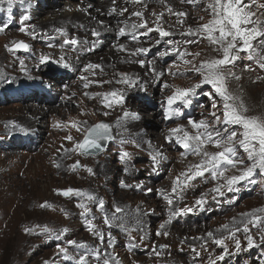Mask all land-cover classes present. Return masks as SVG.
I'll return each instance as SVG.
<instances>
[{
  "label": "rangeland",
  "instance_id": "1",
  "mask_svg": "<svg viewBox=\"0 0 264 264\" xmlns=\"http://www.w3.org/2000/svg\"><path fill=\"white\" fill-rule=\"evenodd\" d=\"M63 2L81 9L77 21L48 23L56 11L64 10V3L56 10L46 9L41 15L21 12L19 2L11 11L6 3L0 4V264H79L80 255L87 257L88 264H103L104 260L109 264H209L210 258L216 260L224 252L214 243V239L230 236L224 225L239 230L235 231V239H225L229 254L222 261L216 260V264H264V240H261L264 223H247L250 230L247 233L245 225L240 223L252 219L242 214L264 208V174L257 171L251 180L236 184V191L221 187L223 195L214 189L226 181L214 180L209 173L172 192L175 178L200 158L185 152L174 136L169 139V130L183 125L185 130L194 132L189 120L208 118L211 121L209 114L213 111L211 99L204 94L210 86L204 85L192 96L191 105L177 101L172 106L180 108L182 115L165 118L166 98L200 80L198 74L185 72L190 65H184L181 57L172 52V44L180 45L181 51L187 52L186 58L196 63L216 55L206 39L181 35L189 26L196 28L209 19L204 11L207 0L192 5L186 4V0H164L163 4L155 0L135 5L120 0ZM100 2L107 3L103 6L105 9L108 5L116 9L113 16L97 13L101 12L96 8L101 6ZM261 4L264 0H255L252 10L256 11ZM169 6L174 12L188 13L182 18L183 24L168 14ZM135 11H142L143 19L153 28L157 15L163 12L160 24L175 33L164 38L170 43L162 40L156 44L160 39L158 33L152 31L145 35L144 28L135 30L137 40L132 39L127 28V34L121 36L119 28L125 23H142L133 15ZM259 12H264V8ZM25 15L30 19L21 23ZM94 19L107 27V33H101ZM21 27L26 31L21 32ZM94 30L99 36L93 34ZM70 39L80 43L69 45L66 41ZM192 39L198 42L184 43ZM94 41L95 47L90 51ZM18 42L27 43L29 48L16 49ZM119 45L127 50H119ZM140 47L150 50L146 54H131ZM165 51L169 55L161 57L160 53ZM197 52L201 55L194 58L192 54ZM42 55L49 59L42 63ZM61 56L63 62H60ZM141 59L145 60L144 66L136 62ZM20 60L24 61V71ZM237 61L229 67L239 78H230L228 87L248 108L242 99L243 93L248 94L247 89L254 87L248 78L264 79V72L252 75L257 62L248 60L244 52ZM65 63L69 65L67 68ZM89 63L101 65L103 70L96 69L95 75L84 72ZM153 68L163 75H156ZM169 69L176 74H169ZM122 74H127L134 83H117ZM82 76L91 81L87 88ZM100 81L110 83H97ZM166 84L171 87H165ZM263 88L262 81L255 96ZM116 89L123 95L121 104L106 106L102 97L96 95ZM117 106L126 110L127 115L116 113ZM259 106L255 100L254 110L249 114L261 113ZM216 111L219 114V104ZM40 114L39 122L32 123ZM134 117L138 120L133 124L130 119ZM101 121L110 125L113 135L104 152L94 156L76 150L87 129ZM31 123L36 128L33 132L29 130ZM68 136L73 139L69 141ZM208 150L217 149L210 145ZM124 152L130 153V157L124 158ZM157 154L158 163L152 158ZM239 154L246 155L242 149ZM56 163L61 167L57 168ZM233 174L239 173L235 170L225 173L226 176ZM121 181L129 187H123ZM68 188L89 193L95 202L87 197L57 194V190ZM202 196L206 203L199 206L196 201ZM167 198L173 200L171 205ZM100 199L104 201L103 211L99 207ZM45 203L50 207H42ZM80 203L89 209L88 220L105 234L103 242L87 230L88 220L81 214L84 209L78 206ZM116 207L122 211L116 213ZM186 207L194 210L173 217L164 230L160 229L170 211ZM113 215L120 219L112 220ZM257 215L264 218V213ZM105 217L109 218L107 223ZM162 231L169 234H157ZM109 232L114 237L111 246L107 244ZM209 232L214 234L213 238L207 236ZM248 235L255 241L251 248L247 245ZM72 240L88 247L77 248L69 243ZM236 240L241 244L239 251ZM62 247L66 254L60 251ZM153 248H158L159 255L153 253Z\"/></svg>",
  "mask_w": 264,
  "mask_h": 264
},
{
  "label": "snow or ice",
  "instance_id": "2",
  "mask_svg": "<svg viewBox=\"0 0 264 264\" xmlns=\"http://www.w3.org/2000/svg\"><path fill=\"white\" fill-rule=\"evenodd\" d=\"M23 3L24 0H0V4L6 3L8 10L11 11L15 3ZM133 3H142V0H132ZM192 4H199L200 0H190ZM163 4L164 0H160ZM255 0H207L204 11L207 12L209 19L199 24L196 28L189 26L186 32H182L181 35H186L190 37H200L206 39L209 45L212 46V51L216 53L215 56H210L204 60L199 61V63L194 62V60L187 59V52L181 51V46L175 43L172 44V52L181 57L184 65L190 67L185 68V72H193L198 74L200 77L199 83H196L187 88L177 89L172 95H169L167 100L168 111H166L165 118L169 119L174 116L182 115L180 108H173L172 106L177 102H181L183 105H191L192 96L196 95V90L202 88L204 85H209L210 90L206 93L212 103L211 107L213 111L209 114L212 119L208 118L201 119L199 121L189 120L191 128L195 130L190 132L185 130L183 125L171 128L169 139L175 137L176 142L181 145L185 152L190 153L194 156L199 157V162L189 166L186 172H182L177 176L173 182L172 192L176 193L177 189H182V187L187 186V184L195 179L196 177H202L205 173H209L211 178L214 180H219L223 178L226 184L220 185L214 189L220 195L223 193L220 191L221 187H227L229 191H236L234 187L241 181L251 180V178L259 171V173L264 174V116H258L255 114H249V109L245 106L241 98L231 92L228 87V82L230 78L239 77L231 70L230 65H234L235 61L240 59V53L244 52L247 55V59L252 61L255 60L258 67L264 70V12H259V9L264 8V4L258 5L257 10H252V5ZM113 12L116 11L114 8ZM127 11V9H123ZM168 14L174 15L180 24H183V19L188 16L185 12H174L169 6L167 8ZM259 12V15H258ZM134 16L140 18L142 23L140 24H127L124 27L119 28V34L121 36L126 35L125 29L127 28L129 32L132 33V39L137 40L135 35V30L139 28H144V34L147 35L152 31H156L160 37L155 41L156 44H160L163 40L164 43H170L164 38L170 37L175 33L165 30L160 24V20L163 18L164 13L161 12L157 15V19L154 22L155 27H149L148 21L143 19L142 11H135ZM153 15H156L153 13ZM30 17L25 15L22 18L23 21L29 20ZM200 20H204V17H200ZM171 27V26H170ZM21 32H25L24 27L20 28ZM57 31H62L58 29ZM93 34L99 36V33L95 30ZM198 41L196 39L186 40L185 44H196ZM69 45H76L80 43L77 39H70L66 41ZM95 41L92 42V47L90 51L95 47ZM16 49L27 50L29 45L24 42H18L15 44ZM119 50L126 51L124 45L118 46ZM259 48V53L257 49ZM10 51L12 49H9ZM149 48L140 47L133 51L132 55L146 54L149 52ZM161 57L169 55L167 51L160 53ZM193 57H199L201 53L197 52L192 54ZM49 59L48 56L42 55L40 61L43 63ZM63 56L60 57V62H63ZM141 66H144L145 60L141 59L136 61ZM21 70H25L24 61H19ZM151 63L154 64V61ZM67 63L64 67H68ZM247 70H251L250 66H246ZM100 69L102 66L98 64H87L83 71L88 72L90 75H95V70ZM155 72V69L153 68ZM179 72V69H177ZM156 75H163L162 72H155ZM169 74L175 75L171 69H169ZM183 75L184 73H180ZM85 80L84 87L87 88L91 81H88L87 76L81 77ZM99 84L110 83V81H100ZM117 83L132 84L134 81L127 76V74H122ZM165 87H171L170 85H165ZM86 96L91 95L90 93H85ZM102 97V103L106 106L111 107L113 104H121L123 102V95L120 93L119 89L110 91L109 93H98ZM219 104V114H217V106ZM107 114V113H105ZM127 115V113H125ZM76 127V125H73ZM110 133V125L107 123H98L93 127L87 129V134L85 135L83 142L77 144V149L81 152H88L89 150H99L102 145L101 141L112 139ZM69 141L73 137H66ZM214 146L216 151H209L208 146ZM243 150L246 155L239 154V150ZM130 153L124 152L123 157L129 158ZM153 160L158 163V154L153 155ZM57 168L61 167V164L56 163ZM75 167V166H74ZM230 170H235L239 174H233L231 176H226L225 173ZM87 171L92 173V169L88 168ZM191 173V175H189ZM183 177V179H182ZM123 187H129V185L124 184L121 181ZM151 191V189H149ZM57 194H62L65 197L71 195L87 197L89 200L95 202V197L91 196L87 192L81 190H74L68 188L66 190H57ZM168 204H172L173 200L167 198ZM100 209H104V201L100 199L98 201ZM206 203L204 197L196 201V204L202 206ZM84 212L81 213L88 220L89 209L84 203L78 205ZM42 207H50L47 203L42 205ZM193 208H183L177 209L169 212L168 219L160 224V229L164 230L166 225L169 224L173 217L179 216L181 214H187L192 212ZM122 209L116 207L115 212L120 213ZM257 213H264V208L254 209L252 212L247 214H242L247 217H251L247 222L241 220L240 223L244 224V231L249 232L247 223H252L253 221L264 223V218L258 216ZM112 220L120 219L118 216L113 215ZM109 220L105 217V222ZM111 226V225H110ZM119 227V225H117ZM224 228L230 232V236L214 239V243L221 246L224 252L219 255L216 260H223L225 255H228L227 245L225 244V239H235V231L239 229H229L228 225H224ZM87 230L94 232L99 236L101 242L105 239V234L96 228L91 220H88ZM30 231V229H26ZM158 235L167 236L169 233L167 231H162L157 233ZM209 238H213L214 234L212 232L207 233ZM247 245L249 248L254 246V238L251 235L246 237ZM114 237L111 233L107 234V244L111 246L113 244ZM261 240H264V235H261ZM71 245L77 248H87L88 246L83 243H78L75 240L69 241ZM236 249L240 250L241 244L239 240H236ZM133 247H135L133 245ZM160 248L166 246H159ZM60 251L66 254V249L61 248ZM155 255H159L158 248L152 249ZM198 255V254H197ZM97 256L99 253L97 251ZM216 260L209 259V264H216ZM79 264H88L87 257L85 255L79 256ZM103 264H109L108 260H104Z\"/></svg>",
  "mask_w": 264,
  "mask_h": 264
},
{
  "label": "bare ground",
  "instance_id": "3",
  "mask_svg": "<svg viewBox=\"0 0 264 264\" xmlns=\"http://www.w3.org/2000/svg\"><path fill=\"white\" fill-rule=\"evenodd\" d=\"M34 1H36V2H34ZM63 1L62 0H58V1L55 0L54 2L49 3V2H47V0H24L23 3H19L20 4L19 10L21 12H23V13H27L28 15H41V13H44L46 11V9L56 10L62 3H64L65 4L64 10L63 11H56L54 15L49 17L48 23L61 22V23H64V24H68V22L77 21L76 19H78L80 17L79 16V12L81 11V9H77V7L73 6L71 3L63 2ZM120 1L125 3V4H128V5H135V4H148V3H152L155 0H142V3H133L132 0H120ZM99 4L101 6H97L96 8L101 9V12L97 11V13H100L101 16H108L109 17L110 15H112V14H114L116 12V11L113 12L112 10L114 8L109 6V5H108V9L103 8V6L107 5L106 2H100V3H98V5ZM186 4H191L192 5L190 0H186ZM72 6L74 8H72ZM35 12H38V13H35ZM92 14L95 15L94 12ZM93 22L96 25V27L99 28L101 33H107V29H106L107 27L106 26H102L101 24H98L96 22V19H94ZM102 22H104V21H101L100 23H102ZM235 63H238V61H235ZM13 66H15V65H13ZM261 72H264V70L260 69L258 67V64L256 65V67L254 69H252V75H258ZM248 75L250 76V74H248ZM248 80L249 81L252 80V84H254V87H251V88L247 89L248 94L243 93L242 99L244 101H246L249 111H253L254 110L253 103H254L255 100H258L259 101V105H260L259 108H260V110H262L261 113L264 114V96H260V94L264 93V88L263 89H259V91H260V93L258 92L259 96H255L256 93H257L256 92V88L262 85V81L264 82V79L263 78H260V79L252 78L250 76V79L248 78ZM114 111L116 113H119L120 115H123V114L127 113L126 110H124L123 108L118 107V106L115 107ZM254 112H255L254 113L255 115H258V116L261 115V113L258 112V111H254ZM40 113H41V111H40ZM41 117L42 116L40 114L39 117L34 118L35 120L32 121V123L35 124V123L39 122V119ZM130 120H132L133 124H134L138 120V118L134 117V119L132 118ZM32 123H31L30 128H29L30 132H33L34 129H36V128H34V125H32Z\"/></svg>",
  "mask_w": 264,
  "mask_h": 264
},
{
  "label": "water",
  "instance_id": "4",
  "mask_svg": "<svg viewBox=\"0 0 264 264\" xmlns=\"http://www.w3.org/2000/svg\"><path fill=\"white\" fill-rule=\"evenodd\" d=\"M99 123H106V122L101 121V122H99ZM97 124H98V123H97ZM107 124H108V123H107ZM95 125H96V124H95ZM95 125H93V126H95ZM93 126H92V127H93ZM109 134L111 135L112 139L101 141V145H102V147H101L99 150H89V151L86 152V153H90V154H92V155H94V156H97V155L101 154L102 152H104V150L106 149V147H107V146L112 142V140H113V135H112L111 128H110V133H109Z\"/></svg>",
  "mask_w": 264,
  "mask_h": 264
}]
</instances>
